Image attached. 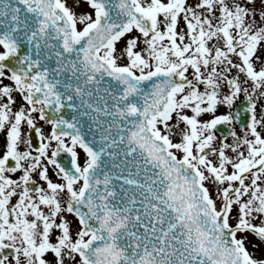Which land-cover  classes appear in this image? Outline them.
<instances>
[{
	"label": "snow or ice",
	"instance_id": "6c2138e0",
	"mask_svg": "<svg viewBox=\"0 0 264 264\" xmlns=\"http://www.w3.org/2000/svg\"><path fill=\"white\" fill-rule=\"evenodd\" d=\"M0 264H264V0H0Z\"/></svg>",
	"mask_w": 264,
	"mask_h": 264
},
{
	"label": "rangeland",
	"instance_id": "374dc122",
	"mask_svg": "<svg viewBox=\"0 0 264 264\" xmlns=\"http://www.w3.org/2000/svg\"><path fill=\"white\" fill-rule=\"evenodd\" d=\"M83 10H85V9H77L78 12L83 11ZM257 255H259V252H257Z\"/></svg>",
	"mask_w": 264,
	"mask_h": 264
}]
</instances>
